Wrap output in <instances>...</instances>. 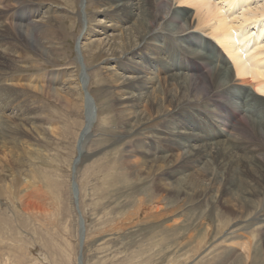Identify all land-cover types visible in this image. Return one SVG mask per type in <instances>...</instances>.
<instances>
[{"label": "bare ground", "instance_id": "1", "mask_svg": "<svg viewBox=\"0 0 264 264\" xmlns=\"http://www.w3.org/2000/svg\"><path fill=\"white\" fill-rule=\"evenodd\" d=\"M97 1L96 14L105 20H89L88 0H82L77 46L82 51L91 41L111 55L104 67L117 91L122 128L134 134L150 121L163 120L135 145L136 173L154 178L160 194L150 215L169 210L163 204L169 206L166 198L172 195L189 201L200 197L206 209L227 207L230 216L214 212L208 217L215 222L216 241L203 255L218 246L223 247L220 256L230 255L240 246L245 263L236 264H264V0ZM59 18L51 4L0 0V39L8 27L11 39L25 36L42 56L55 60L63 52ZM1 42L2 62L11 49ZM166 52L180 60L177 70L164 58ZM78 67L86 112L78 145L83 150L98 111L90 92L94 104L83 91L86 68L79 61ZM61 75L43 81L40 90L61 99ZM3 78L0 73V128H20L23 115L10 124L4 120L5 109L9 112L21 94L9 91ZM64 83L69 86L70 79ZM75 188L78 197L76 181ZM79 254L77 264H83Z\"/></svg>", "mask_w": 264, "mask_h": 264}, {"label": "rangeland", "instance_id": "2", "mask_svg": "<svg viewBox=\"0 0 264 264\" xmlns=\"http://www.w3.org/2000/svg\"><path fill=\"white\" fill-rule=\"evenodd\" d=\"M34 2L57 10L63 52L48 60L25 36L11 39L8 27L0 39L11 49L0 61V73L9 91L21 94L9 112L5 109L4 120L10 124L17 115L25 120L20 128L12 124L0 128V264H77L81 226L72 196L73 177L86 229L83 264H236L241 259L245 263L240 246L233 247L230 255L220 256L221 246L203 255L216 241L215 222L208 217L214 212L230 216L227 207L216 204L206 209L200 197L189 201L172 195L166 198L169 206L163 204L169 210H162L157 218L150 215V206L160 194L152 186L154 178L136 173L140 156L135 145L163 120L150 121L134 134L122 128L117 91L104 67L111 55L91 41L82 51L77 46L83 29L82 0ZM97 4L88 0L89 20L104 21L96 14ZM165 54L177 70L176 54ZM78 61L86 68L87 89L98 111L83 150L78 145L86 112L78 86ZM55 73L62 74L59 100L40 90ZM68 79L70 87L64 83ZM203 214L208 225L202 222Z\"/></svg>", "mask_w": 264, "mask_h": 264}, {"label": "water", "instance_id": "3", "mask_svg": "<svg viewBox=\"0 0 264 264\" xmlns=\"http://www.w3.org/2000/svg\"><path fill=\"white\" fill-rule=\"evenodd\" d=\"M84 77H85V74H83V77H82L81 79H83ZM83 91L85 92L86 98H87L92 104H94V101H93L91 95L89 94L86 85H85V86L83 85ZM94 115H95V112L93 113L92 116L94 117ZM72 184H73V189H74L75 196H76V198H77V208H78V210H79V206H78V197H77V194H76V188H75V180H74V177H73V179H72ZM79 215H80V218H81L80 210H79ZM81 229H82L83 231L81 232V236H80L81 244H80L79 261H81V257H82V243H83V240H84V237H85V230H84L85 228H84V226H83V220H82V219H81Z\"/></svg>", "mask_w": 264, "mask_h": 264}]
</instances>
